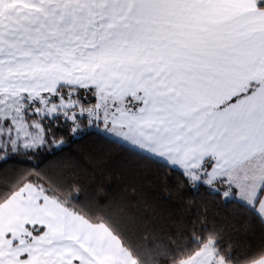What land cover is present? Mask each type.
Returning <instances> with one entry per match:
<instances>
[{"label":"snow or ice","instance_id":"obj_1","mask_svg":"<svg viewBox=\"0 0 264 264\" xmlns=\"http://www.w3.org/2000/svg\"><path fill=\"white\" fill-rule=\"evenodd\" d=\"M90 129L201 180L264 174V0H0V264H89L107 243L39 218L83 198L97 153L45 161ZM262 195L264 175V226ZM229 262L264 264V231Z\"/></svg>","mask_w":264,"mask_h":264},{"label":"trees","instance_id":"obj_2","mask_svg":"<svg viewBox=\"0 0 264 264\" xmlns=\"http://www.w3.org/2000/svg\"><path fill=\"white\" fill-rule=\"evenodd\" d=\"M89 131L83 139L69 138L64 151L45 164L86 150L98 154L83 198L67 210L75 209L91 224L105 225L136 264H181L207 247L223 259L244 237L258 239L264 231L234 185L201 180L112 136ZM28 166L23 157L4 165Z\"/></svg>","mask_w":264,"mask_h":264},{"label":"crops","instance_id":"obj_3","mask_svg":"<svg viewBox=\"0 0 264 264\" xmlns=\"http://www.w3.org/2000/svg\"><path fill=\"white\" fill-rule=\"evenodd\" d=\"M141 146L145 149L150 147L146 144H142ZM137 149L140 150V148ZM144 152L149 154L147 150ZM181 169L183 170V168ZM262 175L264 174H261L259 171H257L252 177L233 180V185L237 188L238 197L244 203L252 206V202L260 187ZM218 179V177L215 180H210V178H208L209 181H216ZM249 179L252 181L250 188L246 186V181ZM261 199L264 200V195L261 196ZM64 212H66L65 209L61 207L59 212V220L56 219V216H52L50 213H45L39 218L43 219L45 217H50L52 222L60 224L61 228H63V224L61 222L64 220ZM68 217L69 224L73 223V221H76L80 224L86 225L84 228H78L83 229L85 233L83 238L85 240L99 236L101 239L107 241L103 248L100 247L99 242L97 241V243H95L92 248H84L77 252V254H82L85 260L89 261V264H136V261L128 252V250L122 246L119 239L105 225L91 224L84 218L78 219L70 217L69 215ZM87 224H91L92 228H88ZM68 246L72 247V244L69 243ZM220 261H222V258L215 254L213 248L207 247L194 257L182 262L181 264H220Z\"/></svg>","mask_w":264,"mask_h":264},{"label":"rangeland","instance_id":"obj_4","mask_svg":"<svg viewBox=\"0 0 264 264\" xmlns=\"http://www.w3.org/2000/svg\"><path fill=\"white\" fill-rule=\"evenodd\" d=\"M65 211H66V213H68V215L70 216V217H73V218H78V219H83L81 216H79V215H73V213L72 212H70V211H68V210H66L65 209ZM65 213V212H64ZM73 222H75V224L77 225V228H84L86 225H84V224H80V223H78V222H76V221H73ZM87 227L88 228H92V226H91V224L89 225V224H87ZM104 227V226H103ZM96 234V233H95Z\"/></svg>","mask_w":264,"mask_h":264}]
</instances>
